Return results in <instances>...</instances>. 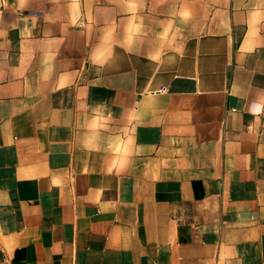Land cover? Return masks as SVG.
I'll list each match as a JSON object with an SVG mask.
<instances>
[{
	"label": "crops",
	"instance_id": "crops-1",
	"mask_svg": "<svg viewBox=\"0 0 264 264\" xmlns=\"http://www.w3.org/2000/svg\"><path fill=\"white\" fill-rule=\"evenodd\" d=\"M0 264H264V0H0Z\"/></svg>",
	"mask_w": 264,
	"mask_h": 264
},
{
	"label": "built area",
	"instance_id": "built-area-1",
	"mask_svg": "<svg viewBox=\"0 0 264 264\" xmlns=\"http://www.w3.org/2000/svg\"><path fill=\"white\" fill-rule=\"evenodd\" d=\"M161 91H164V89H161Z\"/></svg>",
	"mask_w": 264,
	"mask_h": 264
}]
</instances>
